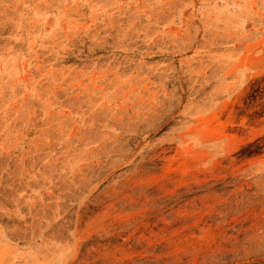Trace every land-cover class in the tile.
<instances>
[{
  "label": "rangeland",
  "instance_id": "rangeland-1",
  "mask_svg": "<svg viewBox=\"0 0 264 264\" xmlns=\"http://www.w3.org/2000/svg\"><path fill=\"white\" fill-rule=\"evenodd\" d=\"M0 264H264V0H0Z\"/></svg>",
  "mask_w": 264,
  "mask_h": 264
}]
</instances>
